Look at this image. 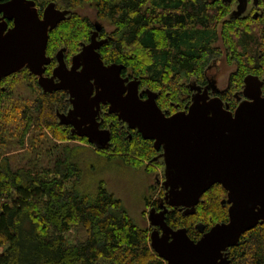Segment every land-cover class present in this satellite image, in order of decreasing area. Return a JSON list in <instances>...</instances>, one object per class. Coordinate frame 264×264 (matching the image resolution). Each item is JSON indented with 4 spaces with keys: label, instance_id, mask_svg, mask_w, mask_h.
Segmentation results:
<instances>
[{
    "label": "trees",
    "instance_id": "obj_1",
    "mask_svg": "<svg viewBox=\"0 0 264 264\" xmlns=\"http://www.w3.org/2000/svg\"><path fill=\"white\" fill-rule=\"evenodd\" d=\"M52 1L73 10L91 6L98 20L113 27L99 51L102 61L144 77L162 96L169 93L170 100L179 78L200 76L215 51L211 45L219 39V27L223 39L238 36L244 48L252 37L245 30L239 34L235 20L221 22L228 6L219 0ZM90 29L87 18L74 16L48 36L47 46L57 45L60 36L86 39ZM34 80L6 78L2 83L0 264H165L150 249L148 230L134 224L103 181L93 191L79 189L84 173L77 147L68 144H89L57 124L53 103L58 101L42 94ZM112 119L106 157L140 169L152 154L150 145L135 137L128 140ZM215 192L204 197L198 215L189 219L207 222L209 215L214 222L227 220ZM247 232L230 249V264H264V224Z\"/></svg>",
    "mask_w": 264,
    "mask_h": 264
},
{
    "label": "water",
    "instance_id": "obj_2",
    "mask_svg": "<svg viewBox=\"0 0 264 264\" xmlns=\"http://www.w3.org/2000/svg\"><path fill=\"white\" fill-rule=\"evenodd\" d=\"M1 2L0 80L27 69L37 77L43 93L66 92L71 109L65 116L57 113L58 125H71L72 135L102 151L108 149L110 133L100 131L95 118L99 104L108 105V114L139 132L145 141H153L155 149L162 147L163 184L169 188L165 200L169 206L185 208L183 215H193L201 196L220 185L226 191L227 223L214 225L193 243L184 229L172 231L165 225L164 212H151L149 226H160L162 234L152 232L149 239L150 249L166 264H227L226 250L264 222V97L255 78L244 79V95L249 101L239 104L233 115L224 112L220 100L196 95L187 112L167 117L155 102L156 94L147 92V98L141 100L137 82L124 87L125 81L119 78L121 67L103 65L97 49L107 40L96 42L95 31L69 70L59 59L52 78L43 77L49 63L45 54L48 33L68 12L49 3L39 17L31 0ZM241 12L239 9L236 15ZM7 21L12 22L10 28ZM79 66L82 70L77 72ZM55 76L59 83H54ZM91 81L95 82V96ZM196 228L202 233L201 224Z\"/></svg>",
    "mask_w": 264,
    "mask_h": 264
},
{
    "label": "flooded vegetation",
    "instance_id": "obj_3",
    "mask_svg": "<svg viewBox=\"0 0 264 264\" xmlns=\"http://www.w3.org/2000/svg\"><path fill=\"white\" fill-rule=\"evenodd\" d=\"M6 1L8 0H2V2ZM219 1L228 6V12L222 18L221 22L225 23V21L230 22L235 20L240 25L237 31L239 32L245 30V32L249 33L252 37L248 38L247 44L244 48L240 45L238 36L232 37L231 39L228 38L230 41L223 39V36H221L222 29L221 27H219L217 30L219 34V39L211 45L215 51L207 59L206 63L203 66L200 76L190 75L188 77L179 78V82L177 84V94L175 97L176 99H168L169 93L167 92L164 93V96H162V92L160 90H155L148 83H144V77L136 78L131 76V71H129L128 68H125L121 64L108 63L107 61L103 60V65L105 67L110 65H116L121 67L119 71V78L125 81L124 87H127L131 82H137V94L141 100H145L147 98V95L145 94L147 92L156 94L155 102L160 111L167 117L171 116V114L173 115L175 113L187 112L188 107L191 104L192 97H195L196 95H203L205 100H220L224 112L226 111L227 113L233 115L239 104L249 101L244 95V89L242 85L244 84L243 81L246 77L255 78V82L258 85L257 89L260 93V96L264 97V0H244L242 3H240L238 0H227L225 2L223 0ZM49 3H54L56 10L68 13L65 15V19L59 22L56 27L48 33V36L54 30H56V28L60 24L69 21L74 16H78L74 11L75 9L73 10L67 7L66 5H58L54 1L48 0L44 4H42L41 2H35V7L37 8V13L39 17H42V12ZM239 9H242V12L239 15H236ZM11 26L12 22L7 21V27L10 28ZM96 27L99 28L98 31L96 30ZM94 31L95 33L97 32L95 36L96 42H101L109 38L105 23L98 20L96 14L95 22L92 23V29H90L88 32V38L83 39L79 37L69 41L63 38V36L62 38L60 36L59 43L57 45L51 44L49 48L46 45L45 54L47 58H49V63L48 65L44 66L43 77L49 79L52 78L53 70L59 65V59L62 60V64L64 65L65 69L69 70L73 64V58L81 53L84 46L89 44L90 38L92 37ZM239 34L237 33V35ZM103 45H101L97 49V53L99 54L100 58L101 54L99 51ZM81 70V66L76 69L77 72H80ZM20 72L21 74H19ZM20 72L14 73L0 80V94L4 91V86L2 85V83L3 80H5L6 78H33L35 79L34 81L37 84V77L30 74L27 69H23ZM24 72H26V75L24 74ZM53 81L54 83H59L60 78L55 76L53 78ZM91 83L93 84V88L91 90L92 96H95V82L91 81ZM39 89L42 94L55 96L54 99L58 101L56 103H53L55 116L54 119L57 118V113L64 114L65 116L69 112V110L71 109V104L69 101V95L66 92L57 90L53 91L52 93H43L40 87ZM164 97L167 99L164 100ZM99 107L100 109L95 120L98 124V129L100 131L109 130V143L112 135L111 130L115 126L112 119V117H114L115 120L121 124L119 125V127L121 128L120 130H123V132L126 133L128 140H131L133 137H135L138 138L141 142L149 144L151 147L152 154L150 155L149 159L145 161L146 167L144 168V170L147 173L145 171L143 173L147 174L146 177H148L149 182H151V184H149V188L150 190L153 189L154 194L153 196L150 194L149 198L146 199L144 203L145 211L143 216L147 222L145 229L148 230V235H150L152 232L158 233L159 236L162 234L160 226H149L150 223L148 219L149 214L151 212L154 213V215L164 212L163 222L165 223V225L172 231L184 229L187 237L193 243L199 241L202 235L207 233L214 225L228 222V217L225 222H214L213 220H211L212 218L211 216L209 217V215L207 216V222H204L199 218V220L189 219V217L194 218V216L198 215V207L199 205H202L205 201L204 197L209 192H215V190L217 192L214 193V196H220L219 206H221V208L225 210L227 216L228 205L226 204V191H224L222 187L218 184L213 185L201 196L199 203L195 206V213L193 215H183V212L185 211V208L183 207L174 208L172 206L167 205L165 200V194L168 192L169 188L165 187V185L163 184L165 180V169L164 161L161 156L163 152L162 147L155 149V147L153 146V141H145L141 137L139 132H137L136 130L129 129L124 123L120 122L116 118L117 116L113 114H108V105L99 104ZM56 122L58 124L57 119ZM59 126H62L63 130H67V132H69L71 136L77 137L76 135L71 134V125ZM211 194L213 195V193ZM183 218H188L189 220L182 223V221L180 220H182ZM197 224L202 225V233H200L196 228ZM262 224H264V222ZM262 224H257L256 226H260ZM246 233L248 232L246 231ZM246 233H244L240 237V239ZM170 240L171 239H169V241ZM231 248L233 247H229L224 253L226 254L227 264H230L229 251Z\"/></svg>",
    "mask_w": 264,
    "mask_h": 264
},
{
    "label": "rangeland",
    "instance_id": "obj_4",
    "mask_svg": "<svg viewBox=\"0 0 264 264\" xmlns=\"http://www.w3.org/2000/svg\"><path fill=\"white\" fill-rule=\"evenodd\" d=\"M47 2V1H46ZM57 3V1H55ZM59 5H61L58 2ZM80 18H87L91 23L95 22V11L89 5H83L74 10ZM106 30L110 32L113 27L107 23ZM70 147H77V158L83 169V177L79 189L93 191L99 181H103L106 188L121 200L128 211L131 220L138 227L145 228L147 222L143 216L145 211V200L150 194L153 196V189L150 190L149 178L144 173L146 162L140 169H133L125 165L118 158L106 157L105 150H97L93 145L82 143H70ZM146 172V171H145ZM147 173V172H146ZM67 183L66 186H70Z\"/></svg>",
    "mask_w": 264,
    "mask_h": 264
}]
</instances>
